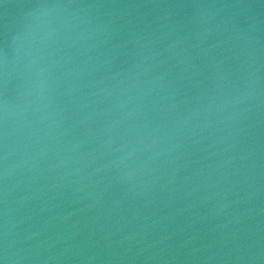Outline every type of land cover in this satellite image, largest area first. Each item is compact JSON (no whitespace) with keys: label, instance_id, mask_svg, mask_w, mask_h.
Masks as SVG:
<instances>
[{"label":"water","instance_id":"water-1","mask_svg":"<svg viewBox=\"0 0 264 264\" xmlns=\"http://www.w3.org/2000/svg\"><path fill=\"white\" fill-rule=\"evenodd\" d=\"M0 260L264 264V0H0Z\"/></svg>","mask_w":264,"mask_h":264},{"label":"snow or ice","instance_id":"snow-or-ice-1","mask_svg":"<svg viewBox=\"0 0 264 264\" xmlns=\"http://www.w3.org/2000/svg\"><path fill=\"white\" fill-rule=\"evenodd\" d=\"M0 264H5V261L4 260H0Z\"/></svg>","mask_w":264,"mask_h":264}]
</instances>
